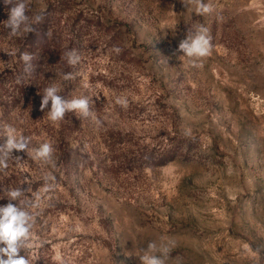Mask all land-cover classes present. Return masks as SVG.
I'll list each match as a JSON object with an SVG mask.
<instances>
[{"label": "rangeland", "instance_id": "1", "mask_svg": "<svg viewBox=\"0 0 264 264\" xmlns=\"http://www.w3.org/2000/svg\"><path fill=\"white\" fill-rule=\"evenodd\" d=\"M26 3L63 48L44 84L87 96L100 121L41 111L27 36L4 27L0 0V138L10 125L30 141L0 168V205L25 190L12 203L34 217L30 264H142L162 237L167 264H264V0H204L203 15L181 0ZM201 25L212 49L194 62L178 45ZM43 143L51 161L33 159Z\"/></svg>", "mask_w": 264, "mask_h": 264}, {"label": "clouds", "instance_id": "2", "mask_svg": "<svg viewBox=\"0 0 264 264\" xmlns=\"http://www.w3.org/2000/svg\"><path fill=\"white\" fill-rule=\"evenodd\" d=\"M4 2L12 5L8 11V19L3 22V25L10 29V34L13 36L26 37L29 33L36 31V26L44 21L42 12H37L31 18L29 17L26 0H17L14 4L12 0H4ZM181 3L186 8L194 6L195 12L201 15L209 14L213 10L211 4L204 3V0H181ZM211 49V35L209 29L203 25L195 31L189 32L178 45V51L193 59L194 62L209 56ZM19 58L25 64V72L31 71L32 54L23 52L20 53ZM65 59L70 66L75 67L79 64L81 56L77 50L72 49L65 53ZM71 78L70 73L64 75L65 80ZM41 95L40 109L43 111L48 108L50 103L47 115L52 122L62 121L67 113L74 112L80 118H91L96 124L100 123L92 112L93 102L87 96L67 99L61 95V89L55 84L45 87ZM116 103L122 107L128 105V101L124 97H117ZM3 132L4 134L0 138V168H7V161L13 158L14 150L29 153L30 141L23 135L17 136L16 129L10 125H6ZM31 151L33 159L48 162L52 159L54 148L50 143H43ZM6 191L9 202L0 205V264H30L28 257L22 255L21 252L28 247L34 217L26 210L30 207L29 204L21 207L18 203H12V201L21 200V197L25 195L24 189L10 188ZM165 239L162 237V242L159 244L156 241L148 243L147 250L140 256L142 264H167L174 242L170 240L165 242ZM157 252L160 254H155Z\"/></svg>", "mask_w": 264, "mask_h": 264}, {"label": "trees", "instance_id": "3", "mask_svg": "<svg viewBox=\"0 0 264 264\" xmlns=\"http://www.w3.org/2000/svg\"><path fill=\"white\" fill-rule=\"evenodd\" d=\"M43 15L45 17V15H48V12H44ZM53 23L57 22L53 21ZM50 29L51 28L49 27L47 20H44L42 23L36 26V31L29 33L26 37L28 42L27 46L30 48L29 53H31L33 56L32 64L35 62L34 67H32L33 72L30 74L36 79L34 81V85L32 84V86L38 87L41 91H43V89L46 87V84H44L45 78H42L46 76V66L55 61L56 58L59 60H64L61 52L63 49L61 42H59L58 38L54 39L49 35ZM29 39L32 40L30 41ZM63 65L65 66V64ZM24 88H29V85L25 86Z\"/></svg>", "mask_w": 264, "mask_h": 264}]
</instances>
